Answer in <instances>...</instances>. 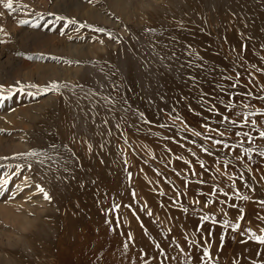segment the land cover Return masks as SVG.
Instances as JSON below:
<instances>
[{"label": "rangeland", "instance_id": "rangeland-1", "mask_svg": "<svg viewBox=\"0 0 264 264\" xmlns=\"http://www.w3.org/2000/svg\"><path fill=\"white\" fill-rule=\"evenodd\" d=\"M114 2L13 0L14 6H28L15 13L0 5V27L8 33L0 32L6 41L0 43V84L5 96L9 86L15 90L0 102V157L8 158L0 160V179L18 163L33 164L9 180L0 202L15 193L17 184L21 187L16 192L27 197L22 200L37 195L41 200L33 210L26 209L27 230H16L17 243L11 247L0 242V264H264V245L249 240L247 231L264 235V220L258 219L264 217L259 203L264 201V156L259 154L264 138L258 134L264 130V71H258L264 70V0H123V10ZM20 19L37 21L40 27L21 26ZM67 19L76 24H67ZM80 24L92 27L77 31ZM76 49L85 52L76 55ZM237 79V87L230 88ZM53 82L57 89L28 95L38 90L30 85L44 89ZM202 94L207 96L203 104ZM209 102L237 121L223 137L218 135L225 131L221 115L208 112ZM229 102L234 109L226 107ZM251 112L255 115L248 119L257 122L255 128L243 123ZM175 116L181 119L174 123ZM206 123L215 131L205 130ZM197 131L202 134L194 135ZM207 136L229 147L213 146ZM16 143L19 149H7ZM246 148L253 151L246 154ZM30 151L53 160L41 155L46 163L40 164L16 155ZM36 185L51 199L45 200ZM217 187L223 192L215 191ZM237 192L250 200L238 199ZM84 206L86 212L81 211ZM80 213H88L91 221ZM203 215L216 222L202 221ZM66 217L76 219L72 223L80 228L90 224L87 243L66 242L69 232L81 230L72 231ZM225 220L239 223L240 229L233 232ZM6 224L5 230L12 229ZM241 231L245 235H238ZM205 246L211 260L204 258Z\"/></svg>", "mask_w": 264, "mask_h": 264}, {"label": "snow or ice", "instance_id": "snow-or-ice-1", "mask_svg": "<svg viewBox=\"0 0 264 264\" xmlns=\"http://www.w3.org/2000/svg\"><path fill=\"white\" fill-rule=\"evenodd\" d=\"M89 2H91V0H89ZM0 5H2V7L4 9L9 10L12 13H15V12H17V11L23 9V8H27L28 7L27 5H24V4H17V5L14 6L13 0H0ZM0 15H2V13H0ZM56 19L57 20H65L66 17H64V16H58V17H56ZM18 23L21 26L28 25V26H30L32 28H39L40 27V24L37 21H30L29 19H20L18 21ZM67 24H76V20L75 19H67ZM67 24L65 25V27L67 26ZM45 27H47V25H45ZM84 27H92V26L91 25H86V24H80L79 27L77 28V31H79V28H84ZM95 30L96 31H100V32H104L105 31V29H103V28H98V29H95ZM148 31H154V29H149ZM0 32H4L5 35H8V33L5 32L2 27H0ZM60 34L61 35H64L63 32H61ZM68 39L71 40L72 37L69 36ZM5 42H6L5 40L0 39V43H5ZM101 43H102V41H101ZM16 55L17 56H22L23 53L17 52ZM194 55H195V53H194ZM237 55H239V53H237ZM27 58L28 59H32L33 57L29 56ZM37 58H39V57H37ZM53 59H56V58L54 57ZM161 59H164V57H161ZM69 63H71V61H69ZM76 63H79V62L77 61ZM197 67H204V65L203 64H200V65H197ZM258 71H264V70L258 69ZM191 79L193 80V82H195V77H192ZM226 79L232 80V79H234V77L229 76ZM17 83H19V81H17ZM239 83H240V81L237 79L236 80V83H233V84L230 85V88H233V89L236 88ZM30 87L37 88L38 90L36 92H34V93L30 92V93H28V95L38 96L42 92H47V91H52L53 89H57L59 87V85H58V83L53 82L51 88L40 89L39 86L38 85H35V84L30 85ZM65 87H67V85H65ZM4 88H5V85L0 84V102H2L3 100L9 98L11 95L14 94V91H15L14 88H13V86H9L8 96H5L4 95V91H3ZM19 91H23V89L21 88V89H19ZM246 95H251V93H246ZM200 99H201V103L203 104L205 102V100L207 99L206 94H202L201 97H200ZM219 103L224 104L225 101L221 100V101H219ZM226 107L227 108H233L234 109L235 108V105H233L232 103L229 102V103L226 104ZM244 107L245 108H248L249 105H244ZM207 110H208L209 113H216L218 115H221L220 112H219V109L216 107L215 103L209 102V105H208ZM237 115H240V114L237 113ZM253 115H255V112L245 113V119L243 120V123L244 124H249L250 123L252 125V127L255 128L257 122L255 120L248 119V117H251ZM139 116H140V118H143L144 117V113H142V112L139 113ZM180 119L181 118L179 116H175L174 117V123L176 121H179ZM144 122L145 123H150L149 121H146V120ZM104 123H107V121H104ZM181 123H183V122L181 121ZM219 123H221V124H223L225 126V131H222V132H219L218 133L219 136L223 137L227 132L230 131V128L232 126L236 125L237 121L234 120V119H230V117L228 115H221V119H220ZM117 127H119V125H117ZM161 127H167V125H161ZM204 128H205V130H208V131H215V129L211 128V126L208 125L207 123L204 125ZM184 130L185 131H188L190 129H188L187 126L184 125ZM0 131H3V130H0ZM201 134L202 133L199 132V131H197V132L194 133V135H196V136H200ZM240 134L241 133H239V132L236 133L237 136H239ZM258 134H259V136L261 138H264V130H260ZM244 135L249 140L252 139L251 135H249L248 133H244ZM205 138L207 140L211 141V143L213 144V146L214 145H222L224 148H228L229 147V145L226 142H224L222 139L212 140V137L211 136H207ZM51 147L53 148V150H57L56 149V145H52ZM101 147H103V145H101ZM89 149L91 150V145H89ZM201 150L203 152H205V153L211 154L209 148H204V147L201 146ZM251 151H253V149H251V148L244 149V152L246 154L247 153H250ZM259 154L261 156H264V151H259ZM16 155L17 156H21V157H32V158H35V159L38 160V162L40 164H44V162H45L43 159H39V157L41 155H45V154L44 153L37 152V151L22 152V153H17ZM192 155L195 156L196 153L193 152ZM45 158L48 159V160H53V157H48L46 155H45ZM7 159H8L7 157H0V160H7ZM236 159L239 160L240 157H236ZM186 163H188V162H186ZM199 164H200V167L201 168L204 167V161H202V160L199 161ZM25 167L28 168V169H32L33 164L32 163H27V164H19L18 163L15 166V171L9 173L5 178L0 179V195H3L4 190H7L8 189L9 180L13 176L18 175L20 173V170L22 168H25ZM193 174L195 175V173H193ZM129 176H131V173H129ZM25 179H28V178L26 177ZM201 182H203V181H201ZM16 187L19 189L21 186L20 185H17ZM233 187H235V184H233ZM36 188H37V190L40 193L43 194V197H44L45 200H50L51 199V197L49 196V194L44 190V188L42 186L36 185ZM215 191L223 192V189L217 187L215 189ZM133 195H135V193H133ZM224 195L227 196L228 193L225 192ZM236 195H237V198L240 199V200H243V201L250 200V196H248V195H243V194H240L239 192H237ZM209 202H211V201H209ZM193 203H198V201H194ZM259 203H260V206L262 208H264V201H260ZM173 205L182 208L184 212H187L188 211V208L187 207H185L184 205H177L176 201H173ZM232 206L235 207V205H232ZM114 207L116 209H119L120 208V205L117 204V205H114ZM243 211H244V209L241 208L240 209V212L243 213ZM147 214L149 216H152L153 215V213H152V211L150 209L147 210ZM210 218L213 220V223L216 222L215 221V218L209 217L208 215H203L201 217V220L202 221H206V220H208ZM240 219H243V216H241ZM258 219L264 220V217H258ZM223 223H224V225L226 227L231 228L233 230V232H235L237 229H240V224L239 223H230L227 220H225ZM247 231H248V233H250V235H248V239L249 240L257 241V242H259V244L264 245V235H259L256 232H253L251 229H248ZM261 231H264V229H261ZM238 235L243 236V235H245V232L241 231V232L238 233ZM128 239L131 240V234H129ZM221 240H223V237H221ZM190 243H193L194 244L195 242L192 241ZM123 247L124 248H127L128 247V243L125 242L123 244ZM156 247L157 248H160V245L157 244ZM163 251L164 250L161 248V252H163ZM181 251H183V249H181ZM203 255H204V258H207V259L211 260L208 246H205L204 247ZM166 259H167V257L165 258V260ZM161 264H164V262H161Z\"/></svg>", "mask_w": 264, "mask_h": 264}, {"label": "bare ground", "instance_id": "bare-ground-1", "mask_svg": "<svg viewBox=\"0 0 264 264\" xmlns=\"http://www.w3.org/2000/svg\"><path fill=\"white\" fill-rule=\"evenodd\" d=\"M127 1V0H126ZM147 2V1H146ZM252 2V1H251ZM66 3V2H65ZM67 4H69V3H67ZM203 4V3H202ZM219 4V3H218ZM64 5V4H63ZM114 6L117 8V9H119V10H123V0H115V2H114ZM113 6V7H114ZM65 7V6H64ZM160 8V7H159ZM162 8V7H161ZM89 9V8H88ZM157 9V8H156ZM159 10V9H158ZM249 10V9H248ZM84 11V10H83ZM82 11V12H83ZM118 11V10H117ZM261 11V10H260ZM85 12V11H84ZM86 14H89V13H86ZM96 14H97V12H96ZM83 15V14H82ZM90 15H91V13H90ZM100 15V14H99ZM94 16H95V14H94ZM93 16V17H94ZM84 17V16H83ZM97 17V16H96ZM98 19H99V17H97ZM244 20V19H243ZM32 28V27H31ZM20 30H21V28H20ZM25 33V32H24ZM49 34V33H48ZM38 35V34H37ZM51 35V34H50ZM43 36V35H42ZM43 38V37H42ZM59 40V39H58ZM44 42H45V40H43ZM57 41V40H56ZM48 42H49V44H50V46L53 48V45H54V41L51 39V37L50 38H48ZM112 43V42H111ZM57 44V43H56ZM59 44H61V42L59 43ZM71 44V43H70ZM199 44V43H198ZM99 45V44H98ZM54 46H56V45H54ZM73 46H74V44H73ZM49 47V46H48ZM77 47V46H76ZM96 47V46H95ZM94 47V48H95ZM57 48V47H56ZM55 48V49H56ZM81 48V47H80ZM99 48V47H98ZM49 49V48H48ZM78 49H79V46H78ZM78 49H76V50H74L75 52H76V55H77V53L78 54H80L81 55V53H82V51H84V50H78ZM97 49V48H96ZM95 49V50H96ZM93 50V49H92ZM56 51V50H55ZM80 51V52H79ZM61 52V51H60ZM85 52V51H84ZM95 53V52H94ZM56 54V53H55ZM83 55V54H82ZM131 55V54H130ZM126 61V60H125ZM57 65V64H56ZM50 69H51V67H50ZM55 71H57L56 69H55ZM54 71V72H55ZM34 72H33V70H31V71H29V72H27L26 73V75L27 76H32V74H33ZM57 73V72H56ZM96 73V72H95ZM48 74V73H47ZM50 74V73H49ZM25 75V76H26ZM60 75V74H59ZM63 75V74H62ZM93 75V74H92ZM47 76V75H46ZM55 76V75H54ZM59 77V76H58ZM127 77V76H126ZM29 79V78H28ZM49 79V78H48ZM59 79V78H58ZM124 85V84H123ZM62 88V87H61ZM159 98V97H158ZM44 99V101L46 100L45 98H43ZM18 108V107H17ZM19 109H20V107H19ZM16 110V109H15ZM14 109H13V111L16 113V111H15ZM21 110V109H20ZM19 110V111H20ZM27 110H28V108H27ZM17 113H19L18 111H17ZM14 114V113H13ZM25 114V113H24ZM27 114V113H26ZM25 114V115H26ZM16 115V114H15ZM6 116H7V114H6ZM9 116V115H8ZM11 116V115H10ZM9 116V117H10ZM17 116V115H16ZM121 118V117H120ZM6 119V118H5ZM16 121V120H15ZM16 122H18V121H16ZM21 122V121H20ZM18 124V123H17ZM20 124H22V123H20ZM19 125V124H18ZM14 126V125H13ZM16 126V125H15ZM16 131V130H15ZM19 135V134H18ZM84 142V141H83ZM0 144H1V142H0ZM8 144V143H7ZM6 144V145H7ZM10 144V143H9ZM12 144V143H11ZM89 144V143H88ZM3 146V145H2ZM1 147V146H0ZM23 147V146H22ZM20 148V144H14V145H12V146H9L8 147V145H7V149H9V150H12V151H14V150H17V149H19ZM1 149V148H0ZM108 150V149H107ZM111 151V150H110ZM9 152V151H8ZM15 153V152H14ZM104 153V152H103ZM63 154V153H62ZM113 155V154H112ZM77 156V155H76ZM82 156V155H81ZM101 156V155H100ZM111 156V155H110ZM109 156V157H110ZM116 158V157H115ZM83 159V158H82ZM108 160V159H107ZM117 160V159H116ZM115 160V161H116ZM114 161V160H113ZM112 161V163L114 164L115 163V161L113 162ZM110 162V164H111V161H109ZM108 162V163H109ZM46 163V162H45ZM119 164V163H118ZM117 165V164H116ZM100 166V165H99ZM113 166V165H112ZM115 166H113V168H114ZM112 168V167H111ZM112 171V170H111ZM13 172V171H12ZM110 174H112V173H110ZM107 177V176H106ZM113 179V178H112ZM12 180V179H11ZM30 180V179H29ZM30 183V182H29ZM13 184V183H12ZM11 184V185H12ZM10 185V184H9ZM18 185V184H17ZM14 186H16V185H14ZM13 187V186H12ZM27 187H29V186H27ZM35 187V186H34ZM33 188V187H32ZM14 189H16V190H14ZM13 190L15 191V193H13V191H11V192H9L10 193V197H8V198H6L7 199V201L6 202H0V220H2V221H4V222H1V224H2V226H3V223L4 224H6V223H11L10 225H13L12 226V229H10L9 231L8 230H5L6 228L5 227H2L1 225V227L4 229V232H3V229H1L2 231H0V242H2L3 244H5V245H8V246H11L12 247V244H13V242L15 241V238L16 239H19L18 237V233L16 232V230L18 229L19 230V228H21L22 229V227L24 226L25 227V230H27L26 228V225L25 224H27L28 223V217H27V212H26V209L28 210V212L30 211V210H33L34 209V206H35V204L36 203H39L41 200L40 199H38L37 200V198H39L40 196L39 195H37L35 198H34V200H31V201H25V200H27L26 198V196L25 195H23L21 192V194L20 193H17L16 191L18 190L17 188H14ZM23 189H25V188H23ZM22 190V189H21ZM7 191V190H6ZM4 192L5 194L7 193V192ZM27 192L28 191H30L29 189H27L26 190ZM11 193H13V194H11ZM4 194V195H5ZM6 196V195H5ZM9 196V195H8ZM32 196V195H31ZM22 198H25V200H22ZM3 199H4V197H3ZM30 199H31V197H30ZM111 202H113V201H111ZM115 202V201H114ZM46 204V203H45ZM112 204H115V203H112ZM49 205V204H48ZM83 205H85V204H83ZM87 205V204H86ZM80 206H81V204H80ZM43 207V206H42ZM108 207V206H107ZM110 207H113V206H110ZM41 208V207H40ZM44 208V207H43ZM46 208V207H45ZM73 208V207H72ZM83 209L81 210V211H85L86 210V208L88 209V206H86V208H85V206L84 207H82ZM85 208V209H84ZM93 208H95V206L93 207ZM53 209V208H52ZM114 209H115V207H114ZM43 210V209H42ZM79 211H80V209H78ZM116 210V209H115ZM45 211V210H44ZM83 211V212H84ZM109 211H110V209H109ZM112 212H113V210H111ZM78 212V211H77ZM82 212V213H83ZM86 212V211H85ZM116 212V211H115ZM27 213V214H26ZM114 213V212H113ZM79 214V213H78ZM81 214V213H80ZM88 214V213H87ZM86 214V215H87ZM92 214V213H91ZM99 214V213H98ZM97 214V215H98ZM102 214V213H101ZM109 214V213H108ZM112 214V213H111ZM82 215V214H81ZM80 215V216H81ZM83 215H85V213L83 214ZM83 215H82V218L83 219H85L86 217H89V219H87V220H90L91 218H90V216L88 215V216H86L85 215V217H83ZM100 215V214H99ZM77 215H75V217H76ZM92 216V215H91ZM104 216V215H103ZM108 216V215H107ZM124 216V215H123ZM35 217V216H34ZM37 217V216H36ZM75 217H73V218H75ZM96 217V216H95ZM110 217V216H109ZM113 217V216H112ZM38 218V217H37ZM64 218V217H63ZM67 218V217H66ZM65 218V219H66ZM69 218V217H68ZM67 218V221L65 220V222L67 223L68 222V220L70 221V219H71V217H70V219H68ZM81 217H79V215L77 216V219H78V221H79V219H80ZM97 219V218H96ZM95 219V220H96ZM112 219V218H111ZM76 220V219H75ZM74 219L72 220L71 219V221H70V223H72V221H75ZM82 220V219H81ZM81 220H80V222H81ZM86 220V219H85ZM45 221V220H44ZM91 221V220H90ZM110 221V220H109ZM38 222V221H37ZM63 222V221H62ZM83 222V221H82ZM32 223V222H31ZM36 223V222H35ZM77 223V222H76ZM84 223V222H83ZM86 223V222H85ZM93 223V222H92ZM113 223V222H112ZM64 224V223H63ZM62 224V225H63ZM78 224V223H77ZM82 224V223H81ZM114 224V223H113ZM7 225V224H6ZM32 225H34V223H32ZM31 225V226H32ZM48 225V224H47ZM51 225H53L52 223H51ZM57 225V224H56ZM69 225H71V224H69ZM68 225V226H69ZM97 225V224H96ZM8 226V225H7ZM73 223H72V226L70 227V229L72 228V231H76V227H78L79 226V224H78V226L76 225V226H74V228H73ZM9 227H11V226H9ZM24 227H23V230H24ZM46 227V226H45ZM49 227V226H48ZM53 227V226H52ZM56 226H54L53 227V229L55 228ZM65 227V226H64ZM67 227V226H66ZM89 227H90V224L89 225H84V224H82L81 225V228H80V226H79V228L81 229L80 231H79V228H77V231H79V232H76V233H74V234H72V233H70L69 232V235H68V233L66 234L65 233V231H63L62 230V232L61 233H65L66 235L64 236V238H66V236H67V238L65 239L66 240V242L69 244V243H79V245H81L82 244V242L83 241H85L86 240V233L88 234V232H90L89 231ZM101 227V226H100ZM99 227V228H100ZM58 228V227H57ZM60 228V227H59ZM113 228H114V226H113ZM52 229V228H51ZM51 229H49L50 231L49 232H51ZM64 229V228H63ZM69 229V230H70ZM74 229V230H73ZM97 229V228H96ZM102 229V228H101ZM101 229H100V231H101ZM60 230V229H59ZM65 230V229H64ZM115 230V229H114ZM45 231V230H44ZM66 231H67V229H66ZM71 231V230H70ZM99 231V232H100ZM113 231V230H112ZM19 232V231H18ZM25 232V231H24ZM54 232V231H53ZM56 233V232H55ZM112 233V232H111ZM16 234H17V236L18 237H16ZM24 234V233H23ZM23 234H21V235H23ZM113 234V233H112ZM112 234L110 235V236H112ZM20 235V234H19ZM51 235L53 236V234L51 233ZM95 236V235H94ZM49 237V236H48ZM93 237V236H92ZM91 236L89 237V239L90 238H92ZM87 240H88V238H87ZM93 240H94V238H93ZM109 240H113V239H109ZM17 241V240H16ZM15 241V242H16ZM63 241V240H62ZM90 241V240H89ZM88 241V242H89ZM86 242V241H85ZM17 243V242H16ZM84 243V242H83ZM87 243V242H86ZM108 243V242H107ZM113 243V242H112ZM73 244H70V245H72L73 246ZM18 245H19V243H18ZM76 245V244H75ZM83 245V244H82ZM87 245V244H86ZM63 246V245H62ZM102 246V245H101ZM3 247V246H2ZM28 247V246H27ZM66 247H67V245H66ZM71 247V246H70ZM16 248V247H15ZM4 249V248H3ZM30 249V248H29ZM26 250V249H25ZM24 250V251H25ZM89 250H90V248H89ZM92 250V249H91ZM31 251V250H30ZM42 251V250H41ZM74 251V254H75V256L76 257H79L80 255H81V253H77V251H78V249H76V253H75V250H73ZM87 251V250H86ZM85 251V252H86ZM47 252V251H46ZM61 252V251H60ZM91 252V251H90ZM92 252H94L93 250H92ZM32 253V252H31ZM30 253V254H31ZM45 253V252H44ZM62 253V252H61ZM60 253V254H61ZM62 254H64V253H62ZM5 255V254H4ZM9 255V254H8ZM8 255H5V256H8ZM30 256V255H29ZM42 256H43V254H42ZM44 256H47V254L46 255H44ZM4 257V256H3ZM34 257V256H33ZM69 257V256H68ZM67 257V258H68ZM32 258V257H31ZM35 258V257H34ZM49 258V257H48ZM48 258H46V259H48ZM51 258V257H50ZM7 259V258H6ZM11 259V258H10ZM14 259V258H13ZM24 259H26V258H24ZM29 259L30 258H28V261H29ZM37 258H35V260H36ZM63 259V258H62ZM69 259V258H68ZM32 260V259H31ZM34 260V261H35ZM40 260V259H39ZM50 259H48V261H49ZM13 261V260H12ZM37 261H38V259H37ZM43 261V260H42ZM99 261V260H98ZM7 262V261H6ZM32 262H33V260H32ZM44 262V261H43ZM95 262V261H94ZM37 263V262H36ZM39 263H41V262H39ZM48 263V262H47ZM41 264H44V263H41Z\"/></svg>", "mask_w": 264, "mask_h": 264}]
</instances>
